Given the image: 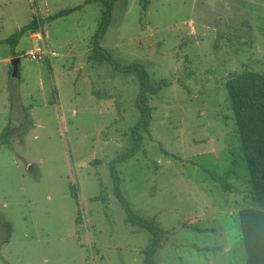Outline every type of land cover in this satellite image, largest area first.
Masks as SVG:
<instances>
[{"label":"rangeland","instance_id":"374dc122","mask_svg":"<svg viewBox=\"0 0 264 264\" xmlns=\"http://www.w3.org/2000/svg\"><path fill=\"white\" fill-rule=\"evenodd\" d=\"M76 6L22 39L16 77L0 43V125L11 130L0 139V216L15 222L12 254L30 240L41 264H146L137 248L150 233L125 222L110 169L133 145L138 75L88 60L102 1L0 0V39ZM102 46L123 65L144 63L154 84L173 81L149 99L141 150L116 164L132 210L169 231L157 264H244L239 211L260 205L226 81L264 73V0H117Z\"/></svg>","mask_w":264,"mask_h":264},{"label":"trees","instance_id":"16d2710c","mask_svg":"<svg viewBox=\"0 0 264 264\" xmlns=\"http://www.w3.org/2000/svg\"><path fill=\"white\" fill-rule=\"evenodd\" d=\"M103 11L99 26L93 37V46L88 55L89 61H106L115 72L131 73L136 72L139 81V91L136 98V106L140 111L139 120L131 126V137L133 145L115 157L110 163L111 176L114 183V194L120 200L126 212L125 222L146 229L150 233V243L142 250L146 264H157L154 254L162 245L164 236L168 233L155 218H149L136 214L121 190V180L116 168L117 162L126 160L138 153L142 148L141 130H149L152 121V107L149 104L151 96L157 95L164 87L173 83L172 80L163 78L157 83H152L151 74L144 63L134 61L129 64H121L113 54L104 46L102 41L110 24L112 8L117 0H101ZM146 2L148 0H145ZM88 2V1H87ZM81 6L62 9L54 14L43 18L34 17L29 23L21 26L9 37L1 39L0 43L10 45L13 57H17L16 47L21 37L29 32L36 31L44 22L67 16ZM226 89L229 94L231 108L234 112L238 132L241 138L245 159L248 165L250 182L252 184L251 194L259 207L241 209L239 211L242 237L246 249V261L244 264H264V73L256 71H243L231 76L226 81ZM11 130L6 127L2 130L0 139L2 143H10ZM167 155H172L162 149ZM214 179L221 183L224 190L237 191L229 183H225L219 176L213 173ZM95 198L101 199L102 196ZM6 228L4 241H8L12 224L3 219Z\"/></svg>","mask_w":264,"mask_h":264},{"label":"crops","instance_id":"0c3cea01","mask_svg":"<svg viewBox=\"0 0 264 264\" xmlns=\"http://www.w3.org/2000/svg\"><path fill=\"white\" fill-rule=\"evenodd\" d=\"M38 31L41 32V27H39V29H37L36 31H29V32L25 33L21 37V39H20V41H19V43H18V45L16 47V52L18 53V55H20L18 49L20 47V43H21L22 39L24 37H26V36L31 38L30 36H32L33 34L37 33ZM2 44H5L3 46L5 47V49L8 52L6 54V56L3 58L2 62L3 63H9V62H11L12 58H14L13 54H12V51H11V48H10L8 43H2ZM51 53H55V52H51ZM23 106H25V105H23ZM6 124H7V122L5 120L0 125V135H1L2 130L5 128ZM213 144H214V141H213ZM207 199L208 198H207L206 194L201 192L200 201L207 202ZM206 207L207 206H205V208ZM228 208H230V206ZM219 210H221L220 213L222 211H224L221 208ZM229 212H230V210H229ZM204 214H205V211H203L202 213L198 214V216L195 219H198L201 216H204ZM3 219H5V218L3 216H0V264H41V260H40L41 256L39 255L40 249H36V251H32L31 250L29 255H27L26 251L24 250V248L26 247L25 244L27 243V241H30V240L26 239L25 241H19V243H21V246H22L23 250L22 249H20V251L16 250V252L12 254L11 251L14 248L15 244H17V241L15 240V236H16L15 222H13L12 220L9 221L12 224V232H11V236H10L9 240L5 242L4 239H5V236H6V228L3 225ZM25 222H27V220L24 218V220L19 224L22 227L23 231L25 229ZM25 237L27 238L26 234H25ZM163 245H164V240L162 242V245L158 249H160ZM164 246H166V245H164ZM145 248L146 247L137 248V251L140 252V253H138V254H140V256H144V254L142 253V250L145 249ZM156 252H155V254H156ZM42 261H44V258H42Z\"/></svg>","mask_w":264,"mask_h":264},{"label":"water","instance_id":"95a60500","mask_svg":"<svg viewBox=\"0 0 264 264\" xmlns=\"http://www.w3.org/2000/svg\"><path fill=\"white\" fill-rule=\"evenodd\" d=\"M20 61H21V59L18 56L12 58V60H11V63L13 65L12 75L14 77L18 76V73H19V69L18 68H19Z\"/></svg>","mask_w":264,"mask_h":264},{"label":"built area","instance_id":"2783aa9c","mask_svg":"<svg viewBox=\"0 0 264 264\" xmlns=\"http://www.w3.org/2000/svg\"><path fill=\"white\" fill-rule=\"evenodd\" d=\"M39 50H41L40 47H39L38 51H39ZM38 51H32L31 54L34 55V54H36L35 52H38ZM43 53H44V54H53V55L55 54V53H50V52L48 51L47 47L45 46V44H44V48H43Z\"/></svg>","mask_w":264,"mask_h":264}]
</instances>
